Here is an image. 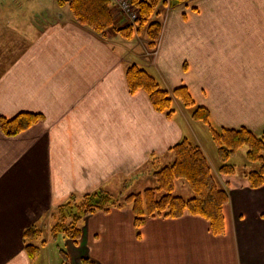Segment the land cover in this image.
<instances>
[{
    "label": "crops",
    "instance_id": "obj_1",
    "mask_svg": "<svg viewBox=\"0 0 264 264\" xmlns=\"http://www.w3.org/2000/svg\"><path fill=\"white\" fill-rule=\"evenodd\" d=\"M113 24H126L117 10ZM133 38L121 49L124 38L77 24L55 0H0V117L40 115L16 136L0 131V264H31L24 231L35 226L46 235L51 213L71 197L133 191L141 178L153 186V160L168 164L169 149L188 137L227 193L224 232L213 235L190 215L149 218L137 229L129 208H114L83 219L76 243L54 238L68 264H264V185L250 189L244 171L218 175V156L211 161L192 112L178 101L170 116L155 110L126 76L136 65L168 93L185 87L214 130L261 135L264 0L165 7L148 59L143 36Z\"/></svg>",
    "mask_w": 264,
    "mask_h": 264
},
{
    "label": "trees",
    "instance_id": "obj_2",
    "mask_svg": "<svg viewBox=\"0 0 264 264\" xmlns=\"http://www.w3.org/2000/svg\"><path fill=\"white\" fill-rule=\"evenodd\" d=\"M187 1L131 0L138 12L134 30L129 23L119 27L113 24L116 8L112 6L111 0H55L57 6L68 7L77 24L88 27L94 33L103 37L115 34L124 39H131L134 33H138L143 36L150 50L155 49L159 38L163 9ZM126 76L131 92L145 91L154 109L166 113L167 116L174 112V101H178L185 108L194 107L191 118L208 127L217 148L220 163L218 175L227 177L236 173L235 165L229 161L243 149L247 165L254 166L243 170L248 187L257 189L264 185V130L259 136H254L245 128L214 130L210 126L207 110L195 105L185 87H178L168 93L153 76L136 65L128 67ZM39 119L40 115L34 113H19L10 119L0 117V131L7 137H13L29 129ZM169 153L172 160L162 167L156 166L153 160L151 166L154 185L141 193L129 194L121 200L105 190H98L82 197H71L58 206L50 215L51 237L60 235L76 243L82 233L81 222L87 216L126 207L130 209L133 224L137 229L149 218L175 219L190 215L206 220L210 232L213 235H221L224 232L223 209L227 205L228 196L225 189L219 185L205 154L187 139L172 146ZM178 180L187 184L192 193L190 198L185 199L173 194L175 182ZM40 232L35 226L24 231L25 250L29 258L35 257L40 247L46 245L45 239L36 242L40 238ZM60 255L62 264H68L66 252L60 250Z\"/></svg>",
    "mask_w": 264,
    "mask_h": 264
},
{
    "label": "rangeland",
    "instance_id": "obj_3",
    "mask_svg": "<svg viewBox=\"0 0 264 264\" xmlns=\"http://www.w3.org/2000/svg\"><path fill=\"white\" fill-rule=\"evenodd\" d=\"M134 35H138V33H134ZM120 38L122 39V37H120ZM133 44L134 45L136 44L134 38L131 39L130 41H127L126 39H122L120 48L121 49H124V48L128 49L127 46L133 47L134 46ZM145 51H146L145 56L147 57L146 59H148L149 54L152 53V51L154 52V50H150L148 47H147V50H145ZM147 53H148V55H147ZM151 55L153 57V54H151ZM175 107L176 106L173 105L174 109H175ZM181 107L184 108L185 111L188 114L193 112V110H194V107L185 108L182 105H181ZM191 124H192V128H194L193 130L194 131L197 130V132L199 134V136L198 135L197 136L199 137L200 142L202 143L203 147L206 149V152L210 156L211 161L216 163L217 162L216 161L217 160L216 159V157H217V155H216L217 148H216L214 142L212 141V139L210 138V134L207 131L206 125L204 123L200 122V121H193V122H191ZM188 139L192 143L194 142L192 140V138L188 137ZM241 151L243 152L244 150L242 149L239 152H237V154H235L229 161L230 163L232 162L235 165L237 173L243 171L245 169L244 165L247 164L245 159H244V157H242V153H240ZM152 175H153V172H152ZM150 184L151 183H146V180L145 179L143 180V178H141L139 181H137L134 184L135 187L132 188L133 191L126 192L125 189H124V191L122 190L121 193L114 194L113 196L120 197L121 200H123V198L126 197L129 194L141 193L144 189H146L148 187H151L152 185H150ZM137 189H138V191H137ZM173 194L177 195V196H180V197H183L185 199L190 198L191 195H192V193H191L189 187L187 186V184L185 182L181 181V180H178V181L175 182V187H174ZM126 208H128V207H126ZM49 220H51V218ZM51 225H52V222H51L50 225H48L49 226L48 230L45 227L46 225H44L45 229L43 227V230H47V232H46L47 234L44 235V231H41L40 234L43 237L40 235V238H39L40 240L38 239L37 241L40 242L42 239H45V241H47V239H48L47 236L49 235L51 237V235H50V226ZM48 241H50V242H48L49 245L46 244L47 247H46V245L44 247H40L41 249L39 250V253L37 255H35V257L30 259V263L31 264H62L63 259H62V256L60 255V250L61 251H65L66 249H64L61 246H59L58 239L49 238Z\"/></svg>",
    "mask_w": 264,
    "mask_h": 264
},
{
    "label": "built area",
    "instance_id": "obj_4",
    "mask_svg": "<svg viewBox=\"0 0 264 264\" xmlns=\"http://www.w3.org/2000/svg\"><path fill=\"white\" fill-rule=\"evenodd\" d=\"M117 11L125 18L126 23L133 26L135 30V22L138 18L137 9L130 0H111Z\"/></svg>",
    "mask_w": 264,
    "mask_h": 264
}]
</instances>
